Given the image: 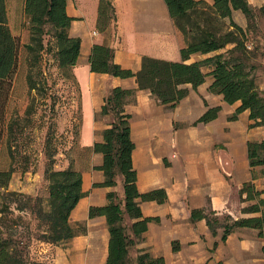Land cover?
<instances>
[{"label":"trees","instance_id":"obj_1","mask_svg":"<svg viewBox=\"0 0 264 264\" xmlns=\"http://www.w3.org/2000/svg\"><path fill=\"white\" fill-rule=\"evenodd\" d=\"M68 0H23L22 10L27 17L28 40L24 43L29 63L26 80L30 90H43L47 75L41 64L42 51L50 52L57 72L76 85L73 66L76 64L80 49V37L71 35L68 27L74 16L68 14ZM175 25L184 36V44L179 48L181 59L173 60L150 55H142L141 66L137 71L123 67L113 59V48L107 43L94 42L88 54V64L92 71L107 72L112 75L135 76L138 88L148 89L161 103L174 106L188 92V84L195 88L210 74L208 90L221 93L228 103L238 101L228 119L247 110L250 119L248 127L264 125V90L255 79L254 65L246 63L247 48L245 38L247 27L251 25L254 11L247 0H164ZM232 9H240L246 16V31L231 17ZM228 17L229 28L221 30L214 22L225 23ZM115 17L110 0H100L97 8L96 27L105 31ZM47 35V41L44 36ZM228 43L232 46L226 47ZM224 48V50H220ZM200 59L186 61L193 52L208 53ZM19 59V40L12 33L7 20L6 0H0V146L4 142L12 161L7 167L0 168V264H54L30 255V227L23 221L21 211L29 209L42 226L32 238L51 243L68 240L85 226L69 221L72 208L84 194L82 172L70 160L62 168H54L58 144L55 138L53 113L48 117L43 148L46 156L44 174L47 178V194L39 195L8 189V182L15 169L13 158L19 151L25 152L27 143L22 134L25 126L18 117H7L6 105L12 84V77ZM204 67L209 69L206 71ZM42 84V85H41ZM136 88L113 86L104 97L100 113L112 114L110 123L101 130V140L92 146H81L88 153L93 150L102 155L101 162L93 165L103 172V179L94 181L96 186L116 184V175L122 177V196L115 190L106 192L104 204H91L88 215H104L108 228V243L105 264H165L164 256L153 255L147 248H138L135 256L130 248L142 238L148 222L157 216L144 215L140 200L154 199L162 202L166 191L162 187H151L140 191L136 184V169L132 163L134 141L130 134V113L124 104L134 97ZM53 103V101H52ZM54 105H50L53 111ZM220 105H207L194 120L208 121L218 114ZM33 111V99L24 112ZM29 122L28 119H26ZM81 121V118H80ZM79 125L73 133H79ZM246 157L250 177L238 189L242 203L240 211L248 215L233 217L227 212L217 213L213 208L192 207V221L204 218L210 232L215 235L221 228L220 240L237 227H251L262 238L261 251L264 253V187L255 184V168L264 166V136L246 140ZM15 210L18 211L15 213ZM218 241L214 240L212 250ZM173 249L178 247L173 244ZM202 264H221L220 260Z\"/></svg>","mask_w":264,"mask_h":264},{"label":"crops","instance_id":"obj_2","mask_svg":"<svg viewBox=\"0 0 264 264\" xmlns=\"http://www.w3.org/2000/svg\"><path fill=\"white\" fill-rule=\"evenodd\" d=\"M18 1L22 9L23 0ZM99 1L68 0L66 3L68 14L74 16L68 32L80 37L79 54L73 66L80 105L79 144L92 146L94 141L102 139L101 130L110 123L112 114L99 111L113 86L136 88L134 97L124 104V109L130 113V134L135 144L132 163L136 169L137 188L144 191L162 187L166 191V199L162 202L154 199L139 201L144 215L158 219L148 222L140 241L130 248V255L135 256L137 249L144 247L153 255H163L165 264H202L206 260L238 264V254L247 244L246 234L254 232L257 236L254 228L237 227L222 241L221 228L213 235L204 218L190 219L192 207L213 208L217 213L227 212L233 217L248 215L240 211L242 203L238 189L250 177L246 157V140L250 138L246 136L241 141L238 114L237 118L228 119L238 101L228 103L221 93L208 90L210 74L195 88L188 84L187 94L176 105L168 106L148 89L138 88L135 76L120 77L90 70L88 54L94 42L112 46L114 61L133 71L140 68L144 54L181 59L179 48L184 44V36L164 0H110L115 17L105 31L96 27ZM247 1L253 11H264V0ZM6 7L9 24L7 2ZM231 17L246 31L248 20L240 9H232ZM24 18L27 22V17ZM224 21H229L227 16ZM253 25H256L255 31L251 30ZM247 30L246 35L250 36L247 46L254 55L262 56L264 64V18L255 20ZM230 46L232 43L224 48ZM213 52H193L186 61ZM208 69L204 67V70ZM254 74L263 89L264 82L259 79L264 77V65L254 68ZM216 104L220 105L216 117L194 123L207 105ZM240 113L247 117L248 111ZM246 122L247 125L250 122L248 117ZM101 159L100 152L91 150L86 162L74 164L81 169L84 194L72 208L69 221L74 226L82 223L85 229L60 243L33 238L29 246L35 258L54 264H105L109 236L105 216L88 215L89 205L104 204L106 192L116 190L117 184L93 185L94 181L104 177L102 170L93 167ZM238 237L243 240L239 244ZM214 240L218 243L210 250ZM173 244L178 247L173 249Z\"/></svg>","mask_w":264,"mask_h":264},{"label":"rangeland","instance_id":"obj_3","mask_svg":"<svg viewBox=\"0 0 264 264\" xmlns=\"http://www.w3.org/2000/svg\"><path fill=\"white\" fill-rule=\"evenodd\" d=\"M6 2L9 12V27L19 40V59L12 77L6 113L7 117H18L19 121L25 125L23 126L22 134L25 135L24 141L27 143L24 152L26 154L21 156L19 151L15 153L13 158L15 169L8 182V189L21 191L33 196L39 195L44 198L47 194L48 180L44 174L47 159L44 154L43 142L50 113H53V120L55 121L54 133L58 144V152L55 154V161L53 163L54 168L65 167L70 160L75 164L77 161L86 162L88 159V151L80 146L79 136L73 133L77 130L80 123L79 97L74 82L70 77H65L57 72V67L51 58V54L46 50L42 51L41 54V64L47 75V80L43 85L44 89L37 91L29 89L26 80L29 63L26 59L27 50L24 46L29 36L27 22L24 18L26 15L23 14L18 0H6ZM262 17L264 18V11H261V9L254 11L251 23L254 24L255 20L257 21ZM214 24L221 28V30H226L230 27L228 21H225L223 24L216 21ZM254 26L256 27V25L251 26L252 31H255ZM249 37L245 38L246 48L248 49L246 63L248 65L252 64L257 68L260 64L264 65L261 62L263 58L251 52L249 46H247V42H250ZM47 38L48 36L45 35L44 41H47ZM259 80L260 82H264V77H260ZM31 99H33V111L26 115L24 110ZM51 104L54 105L53 111H50L49 108ZM246 120L245 113L238 114V132L241 135V141L246 136L257 139L264 136V126L248 127ZM10 161L12 159L3 142L0 146V168L7 167ZM255 173L257 175L254 181L256 186L263 188L264 166H257ZM116 179L117 185L115 191L119 196H122L121 175L117 174ZM262 195L264 196V193ZM17 212L15 210V213ZM20 213L23 221L29 224L31 242L33 235L36 236L42 226H38L37 219L29 209ZM242 241V237H238V244ZM246 243V246H242L241 248L244 251L238 254V264H264V253L260 248L262 238L257 237L254 232H248L246 234ZM30 248L29 246V252ZM30 255L34 257L33 253H30Z\"/></svg>","mask_w":264,"mask_h":264}]
</instances>
